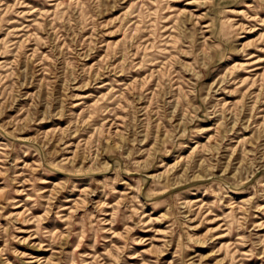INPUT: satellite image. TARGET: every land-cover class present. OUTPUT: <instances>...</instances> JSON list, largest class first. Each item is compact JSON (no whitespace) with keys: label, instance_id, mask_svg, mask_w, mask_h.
Returning <instances> with one entry per match:
<instances>
[{"label":"rangeland","instance_id":"374dc122","mask_svg":"<svg viewBox=\"0 0 264 264\" xmlns=\"http://www.w3.org/2000/svg\"><path fill=\"white\" fill-rule=\"evenodd\" d=\"M0 264H264V0H0Z\"/></svg>","mask_w":264,"mask_h":264}]
</instances>
